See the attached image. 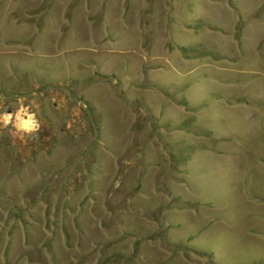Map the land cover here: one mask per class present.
<instances>
[{
  "label": "rangeland",
  "instance_id": "obj_1",
  "mask_svg": "<svg viewBox=\"0 0 264 264\" xmlns=\"http://www.w3.org/2000/svg\"><path fill=\"white\" fill-rule=\"evenodd\" d=\"M0 264H264V0H0Z\"/></svg>",
  "mask_w": 264,
  "mask_h": 264
}]
</instances>
